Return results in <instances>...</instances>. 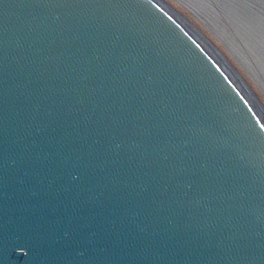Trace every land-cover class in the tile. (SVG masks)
Returning a JSON list of instances; mask_svg holds the SVG:
<instances>
[{
	"label": "water",
	"instance_id": "water-1",
	"mask_svg": "<svg viewBox=\"0 0 264 264\" xmlns=\"http://www.w3.org/2000/svg\"><path fill=\"white\" fill-rule=\"evenodd\" d=\"M176 1L237 33L261 13ZM245 87L160 0H0V264H264Z\"/></svg>",
	"mask_w": 264,
	"mask_h": 264
},
{
	"label": "rangeland",
	"instance_id": "rangeland-1",
	"mask_svg": "<svg viewBox=\"0 0 264 264\" xmlns=\"http://www.w3.org/2000/svg\"><path fill=\"white\" fill-rule=\"evenodd\" d=\"M160 1L182 17L209 43L236 73L264 111V0L259 1L261 7L255 8L261 13H254L256 17L250 24L249 21H244L246 25L238 29L239 33L228 29L229 24L227 26L224 20L220 21V28L209 27L200 17L190 12L193 10L191 6L186 9L176 0ZM231 9L230 12L233 13L234 10ZM252 43L257 45L256 50Z\"/></svg>",
	"mask_w": 264,
	"mask_h": 264
}]
</instances>
